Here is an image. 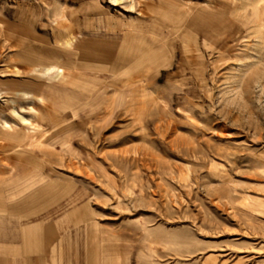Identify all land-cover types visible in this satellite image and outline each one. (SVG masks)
<instances>
[{
	"label": "rangeland",
	"instance_id": "1",
	"mask_svg": "<svg viewBox=\"0 0 264 264\" xmlns=\"http://www.w3.org/2000/svg\"><path fill=\"white\" fill-rule=\"evenodd\" d=\"M18 177L63 196L38 264H264V0H0Z\"/></svg>",
	"mask_w": 264,
	"mask_h": 264
},
{
	"label": "crops",
	"instance_id": "2",
	"mask_svg": "<svg viewBox=\"0 0 264 264\" xmlns=\"http://www.w3.org/2000/svg\"><path fill=\"white\" fill-rule=\"evenodd\" d=\"M20 179L21 178L18 177L9 181L0 180V203H3L4 200H14L16 198H18L19 201H30L27 205L14 209L17 212L20 210V216L18 213L12 212L9 215L10 217L0 215V264H38L40 258L37 257L40 256H37L36 248H39L41 245H46V243H50L51 246L53 245L51 249L54 253L58 248H56L57 245L51 242L50 236L57 230H61L65 227L64 223L49 224L43 221L20 226L22 219L30 218L33 214L48 207L63 197L61 195L54 196L47 194L49 191H47L45 185H40V189H34V186L32 187L31 185L22 188L19 186ZM22 190L24 191L23 194L15 193ZM68 249V246L60 241L59 251L61 252L62 258L63 253L68 251ZM22 252H25L26 254L23 256V254H21ZM44 252V256L47 258L48 252ZM61 257L59 260H62ZM87 260L88 262L93 260L92 254L87 255ZM53 261H55L54 258Z\"/></svg>",
	"mask_w": 264,
	"mask_h": 264
},
{
	"label": "bare ground",
	"instance_id": "3",
	"mask_svg": "<svg viewBox=\"0 0 264 264\" xmlns=\"http://www.w3.org/2000/svg\"><path fill=\"white\" fill-rule=\"evenodd\" d=\"M25 120H26V122H28L27 119H25Z\"/></svg>",
	"mask_w": 264,
	"mask_h": 264
}]
</instances>
